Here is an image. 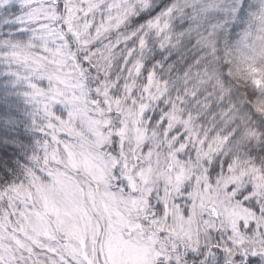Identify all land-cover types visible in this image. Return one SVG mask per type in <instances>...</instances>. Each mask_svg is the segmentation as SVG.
Here are the masks:
<instances>
[{
	"label": "snow or ice",
	"instance_id": "snow-or-ice-1",
	"mask_svg": "<svg viewBox=\"0 0 264 264\" xmlns=\"http://www.w3.org/2000/svg\"><path fill=\"white\" fill-rule=\"evenodd\" d=\"M31 151L0 145V264H264V0H0Z\"/></svg>",
	"mask_w": 264,
	"mask_h": 264
},
{
	"label": "trees",
	"instance_id": "trees-1",
	"mask_svg": "<svg viewBox=\"0 0 264 264\" xmlns=\"http://www.w3.org/2000/svg\"><path fill=\"white\" fill-rule=\"evenodd\" d=\"M18 37L13 27L0 26V40ZM9 68L0 63V145L8 148L5 164L23 163L25 152L31 151L30 141L35 134L31 130V106L26 104L21 85L14 82Z\"/></svg>",
	"mask_w": 264,
	"mask_h": 264
}]
</instances>
